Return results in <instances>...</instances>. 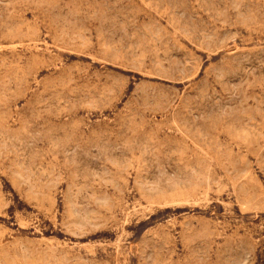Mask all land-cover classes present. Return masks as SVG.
<instances>
[{"label":"rangeland","instance_id":"rangeland-1","mask_svg":"<svg viewBox=\"0 0 264 264\" xmlns=\"http://www.w3.org/2000/svg\"><path fill=\"white\" fill-rule=\"evenodd\" d=\"M0 264H264V0H0Z\"/></svg>","mask_w":264,"mask_h":264}]
</instances>
